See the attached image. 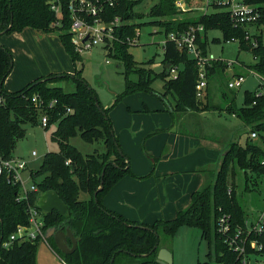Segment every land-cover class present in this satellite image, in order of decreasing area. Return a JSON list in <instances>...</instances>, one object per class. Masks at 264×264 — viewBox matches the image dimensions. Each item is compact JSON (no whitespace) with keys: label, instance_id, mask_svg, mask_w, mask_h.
Instances as JSON below:
<instances>
[{"label":"trees","instance_id":"trees-1","mask_svg":"<svg viewBox=\"0 0 264 264\" xmlns=\"http://www.w3.org/2000/svg\"><path fill=\"white\" fill-rule=\"evenodd\" d=\"M193 1V0H192ZM188 0L189 5L193 4ZM197 2V0H194ZM176 0H159L149 16L160 21L153 22L164 29L167 37L172 32H184L190 27L203 25L205 33L199 37L198 44L204 57L209 56L204 39L209 30H220L226 41L239 40L241 49H254L260 63L252 68L264 75V7L262 17L254 25L259 34L247 39L250 28L235 26L229 14L223 10L202 14L197 18L177 16L182 11L175 6ZM250 3H264V0H249ZM140 1L120 0L119 5L110 10V16L117 15L130 21L120 32L121 41L115 42L110 57L122 62L125 76V90L118 95L114 106L122 97L134 92L145 91L154 93L151 87L155 80L152 69L138 65L129 53L130 45L126 39L134 38L139 25L131 21L141 19V15L134 13V7ZM218 10V9H216ZM55 15L49 10L46 0H0V37L15 31L33 29L44 33L58 32L60 40L71 56L74 64L81 56L75 53L68 33L69 25L58 30L52 27ZM256 44V45H255ZM165 72L158 76L164 82V95H171L175 100V109L172 112H205L211 110L209 102L197 98L196 85L198 81L197 62L189 54L180 51L174 42L164 45ZM170 67L167 68V65ZM180 66L177 79H166L169 69ZM13 56L11 52L0 47V93L6 97V105L0 107V157L11 159L19 140L25 136L23 125L27 123L40 124V113L35 108L32 99L39 95L46 102L57 100V105L49 112L48 128L57 125L52 134V140L60 145L59 152L48 153L40 169L31 173L35 180L42 177L37 193L29 196V201L17 200L19 187L8 182L6 177H0V264H37L38 244L35 242L19 243L5 248L3 244L20 225L29 224L28 205L35 206L42 193L56 192L67 205L68 212L61 215L56 211L44 212L45 233L48 229H70L76 238H80L77 250L71 255H65L57 249L54 239H48L51 248L60 255L64 264H158L157 256L161 246L160 234L174 236L177 230L184 225L197 228L202 237L208 242L209 253L207 261L198 264H242L236 254L229 250L225 238L219 233L218 222L223 216H229L233 229L243 227L246 222L244 212L237 202L232 190L227 184V175L231 164L237 163L242 170H251L257 174L264 173V149L248 138L244 146L231 143L221 153L218 170L211 175V180L200 190L191 195L190 206L177 213L173 220H160L153 225L131 222L121 215L111 212L104 206L105 196L125 177L134 176L130 168V159L122 151L118 139L112 130L108 111L103 109L96 91L81 77L80 73L74 76L58 77L49 75L41 77L16 93H7L4 83L13 70ZM228 64L223 61H213L207 67V78L218 71H224ZM131 76L136 79L131 80ZM63 78H72L75 91L66 92L64 88L52 86V83ZM47 79V81H43ZM41 81V82H40ZM207 93V92H206ZM97 102L100 108H98ZM72 110L71 113L67 109ZM212 109H214L212 107ZM233 113L242 123L256 132L258 138L264 141V95L248 94L245 106L235 110L234 102L225 108ZM103 112L106 115H103ZM81 136L88 141H103L107 152L96 153L87 157L68 142L70 137ZM121 152H119V150ZM67 162L69 164L67 165ZM104 176L102 177V173ZM205 173L204 171H201ZM103 182V190L95 193ZM89 195V199L80 200V194ZM141 227H149L144 230ZM71 246V241L69 240ZM263 248L258 252L264 260ZM147 255V256H141ZM113 259V262L111 263Z\"/></svg>","mask_w":264,"mask_h":264},{"label":"rangeland","instance_id":"rangeland-1","mask_svg":"<svg viewBox=\"0 0 264 264\" xmlns=\"http://www.w3.org/2000/svg\"><path fill=\"white\" fill-rule=\"evenodd\" d=\"M140 1V0H130ZM159 0H141V3L134 7V13L141 15V19H135L131 22L139 25L140 38L136 44H132L129 53L133 56L138 65H144L147 69H152V76L155 79L151 85L154 93L145 91L134 92L128 96H124L114 106L118 95L125 90L124 67L119 60L109 57L104 46L95 47L91 52L82 55L78 62L74 64L71 56L63 46L58 32L50 34L38 32L33 29H24L23 31H15L9 35L0 37L1 46L7 48L13 56V70L4 83V90L7 93H16L21 91L26 85L32 82L39 74H50L54 76H74L80 73L84 79L93 88L99 98L103 109L108 111V117L111 121L112 130L123 151V145L126 141H131L129 149L130 168L134 173V166H142L136 159L138 155L137 144H135V132L143 127V124L154 126L155 128L149 135L144 136L139 141L140 151L146 156V142L153 138H165V143L171 137L184 136L189 140L188 149L195 150L197 147L203 150L197 153L196 150L187 160L194 164L204 159V163L210 167H204L206 181L211 180V175L218 170L214 167L218 164L220 153L219 146L213 141L219 142L224 148L231 143H238L244 146L250 137V129H248L240 119L233 116V113L227 112L225 108L234 102L235 110L245 106L248 94L255 93L264 95V77H259L253 71L256 65L260 63L259 57L254 49H241L239 40L226 41L220 30H209L206 33L204 42L210 59L215 61H223L228 64V68L224 71L209 77V90L201 101L209 102L211 110L201 112H172L175 109V100L171 95L163 96L165 82L158 78L164 72V29L157 26L153 22L160 21L149 16L151 8L158 3ZM187 12L177 16L178 20L185 16L197 18L205 14V2L192 1ZM215 8H209L206 13L219 11ZM259 34V30L252 27L250 35ZM181 68V67H180ZM178 74V73H177ZM242 75L245 82L239 89H230L228 83L235 76ZM49 76V75H48ZM46 76V77H48ZM131 80L136 77L131 76ZM169 80L170 76H166ZM53 86L62 87L66 92L75 91V84L72 78L59 79L52 83ZM212 107L214 109H212ZM192 114V115H190ZM129 120V125L134 126L138 123L139 128L134 130H119V122ZM162 125V127H161ZM121 126V125H120ZM25 136L17 143L14 157L22 158L28 162V170L23 173L26 185L34 182L39 183L42 177L37 179L31 178V173L38 171L43 163L45 156L51 152H59L60 145L52 140V134L56 131L57 125H52L46 129L41 124L27 123L23 125ZM123 132V133H122ZM173 135V136H171ZM149 136V137H148ZM168 138V140H167ZM251 139V138H250ZM253 143L260 145L264 149V141L262 139H251ZM69 144L76 148L83 157L94 155L96 153L103 154L107 152V147L103 141L95 142L85 140L78 130L77 136L70 137ZM206 150V151H205ZM35 151L37 156L33 157L32 152ZM124 152V151H123ZM162 156L157 159L163 160V163L169 161L165 157L170 155V147H165ZM155 159V160H156ZM177 157L174 158L176 160ZM264 161V156L262 158ZM149 174L144 179L161 178V173L156 174L157 164H153ZM200 166V165H199ZM206 166V165H205ZM207 168V169H206ZM175 171H178L175 169ZM203 173V172H199ZM190 175L191 172L184 175ZM134 175V174H133ZM174 175H183L182 173ZM186 175V176H188ZM171 173H167L169 178ZM135 178L134 176H132ZM188 178V177H187ZM143 180L142 178H135ZM189 179V178H188ZM187 179V180H188ZM227 184L234 190L238 204L242 208L246 221L255 222L264 211V173L257 174L251 170L244 171L237 164H231L227 175ZM166 182L161 187V192L165 196ZM184 198L182 205L187 209L191 204L190 196H181ZM89 199V195L80 194V200ZM166 200V197H165ZM180 210V211H182ZM177 216V209H171L170 215ZM165 219V220H173ZM156 222V221H155ZM153 222V224L155 223ZM151 224V225H153ZM161 246L168 247L174 256V264H198L207 261L209 253L208 242L203 239L199 229L187 225L181 226L174 236H165L160 234ZM49 242L42 241L38 244L37 264H64L57 251L51 249ZM260 264H264V260L260 259ZM211 264H217L212 262Z\"/></svg>","mask_w":264,"mask_h":264},{"label":"built area","instance_id":"built-area-1","mask_svg":"<svg viewBox=\"0 0 264 264\" xmlns=\"http://www.w3.org/2000/svg\"><path fill=\"white\" fill-rule=\"evenodd\" d=\"M205 2V14L209 8L221 9L229 14L232 23L235 26H246L250 28L247 39L251 38L250 30L255 28V24L262 17V8L264 3H250L249 0H197ZM120 0H46L49 10L55 15V23L52 25L55 29H62L65 24L69 25L68 33L70 35L71 45L76 54L82 55L91 52L95 47L104 46L107 55L110 57L114 53L113 47L115 42L121 41L120 32L130 24V21L124 20L123 17L117 15L110 16V10L116 8ZM183 0H176L175 6L182 12H187L188 8ZM205 33L203 25L190 27L184 32H172L165 42H174L180 51L187 52L190 58L197 62L198 81L196 85L197 98L202 99L208 88L207 67L215 61L208 56L202 55L198 44L199 37ZM140 32L136 29L134 38H127L126 42L130 46L136 44L140 38ZM121 38V39H120ZM123 40V39H122ZM256 45V44H255ZM180 66H174L169 69L170 79H177ZM254 71V70H253ZM256 72V71H255ZM259 77H264L259 73H255ZM245 82L242 75L235 76L228 86L230 89H239ZM6 97L0 93V107L6 105ZM35 108L40 113V124L47 128L49 123V112H52L57 100L46 102L39 95H35L32 99ZM71 113L70 108L67 109ZM251 139H257L256 132L250 133ZM32 156H37L35 151ZM69 162H67V165ZM28 170V162L24 159L13 157L11 159H3L0 157V177H6L8 182L19 187L17 200L29 201L32 193L38 192L35 183L26 185L23 173ZM32 178V177H31ZM44 211L35 206L28 205L29 224L20 225L10 238L4 242L3 247L8 248L15 242L26 243L35 242L37 240L47 241L44 230ZM218 231L225 238L229 250L236 254L242 264H260V256L257 255L262 250L264 240V211L255 222H245L243 227L233 229L230 217L223 216L218 222ZM49 245V244H48ZM51 248V246L49 245ZM52 249V248H51ZM63 262V261H62ZM64 263V262H63Z\"/></svg>","mask_w":264,"mask_h":264},{"label":"crops","instance_id":"crops-1","mask_svg":"<svg viewBox=\"0 0 264 264\" xmlns=\"http://www.w3.org/2000/svg\"><path fill=\"white\" fill-rule=\"evenodd\" d=\"M30 29V28H29ZM37 31V30H35ZM42 32V31H38ZM50 75V74H48ZM46 74H39L33 80H37L41 77L48 76ZM32 81V82H33ZM31 83V82H30ZM28 85L29 83H25L24 85ZM26 85V86H27ZM53 86V85H52ZM25 88V87H24ZM208 90H209V82H208ZM191 113V112H190ZM204 114V112H201ZM192 115V114H190ZM234 116V115H233ZM236 117V116H234ZM237 118V117H236ZM129 120L119 122V130L124 131L127 129L134 130L138 129L139 125L135 122L134 126H130ZM121 125V126H120ZM154 126L146 127V124H143V127L139 128L135 135L139 139L136 138L134 141L137 144L138 155L136 159L142 163V166H134V177L135 178H142L143 180H136L132 176H127L123 178L104 198V206L111 212L117 213L124 217L125 219L145 225H151L153 222H157L160 220L165 219H173L175 216L170 215L171 209L176 208L177 213L184 209L181 206L186 205L184 203V198L181 196H190L197 190H200L203 185L206 183V177L204 173H199L200 170L204 169L207 166L204 163V159L200 160L199 156L198 163L194 164L187 159L194 154L193 152L196 150L197 153L202 152L203 147L196 148L195 150L188 149L189 140L187 137L184 136H177L171 137L167 143H165V138H153L150 141L146 142L145 151L146 156L140 151L139 141L141 138L146 135H149L151 131L155 128ZM162 127V125H161ZM123 133V132H122ZM149 137V136H148ZM168 140V138H167ZM138 142V143H137ZM218 144L219 146V153L220 158L219 162L216 166V169L219 166L221 153L224 149L223 146H220L219 142L213 141ZM131 141H126L123 145L124 153L129 157V149ZM170 147V155L165 157V160L169 159V161L163 163V160H159L157 162L158 155L159 157L162 156L161 152L165 147ZM206 151V150H205ZM177 157L176 160L174 158ZM22 159V158H20ZM156 159V160H155ZM153 164H157L156 174L161 173V178L159 179L156 177L153 179L147 178L144 179V176L149 174ZM200 165V166H199ZM206 165V166H205ZM177 169L178 171H175ZM207 169V168H206ZM170 172L171 176L168 178L167 173ZM191 172L192 174L186 176L185 173ZM175 173L183 175H174ZM189 179H188V178ZM188 179V180H187ZM166 182L165 186V196H163L161 192V187L163 183ZM166 197V200H165ZM162 248L169 250L171 253L172 251L168 249V247L162 246ZM174 259V256H173Z\"/></svg>","mask_w":264,"mask_h":264},{"label":"water","instance_id":"water-1","mask_svg":"<svg viewBox=\"0 0 264 264\" xmlns=\"http://www.w3.org/2000/svg\"><path fill=\"white\" fill-rule=\"evenodd\" d=\"M1 47V44H0ZM170 67V64L167 65V68ZM64 77V76H59ZM43 81H47V79H44ZM41 82V81H40ZM98 108L102 111V109L99 106V103L97 102ZM103 115H106L103 112ZM119 152L120 149H118ZM104 176V172L102 173V177ZM103 190V182L101 183L100 188L95 193V196L98 194V192ZM37 207L40 208L42 211L46 213H52L53 211L58 212L61 215H66L68 212L67 205L62 201L60 196L54 192V191H47L45 193H42L37 201ZM144 230L150 229L149 227H141ZM54 239V242L57 246V249L61 251L65 255H71L73 254L78 247V243L80 241V238H76L74 233L70 230H57L56 227L50 228L47 231L46 239ZM71 241V246L69 245L68 241ZM141 256H147V255H141ZM157 263L158 264H174L173 254L164 248H161L158 252L157 256ZM113 262V259L111 263Z\"/></svg>","mask_w":264,"mask_h":264},{"label":"flooded vegetation","instance_id":"flooded-vegetation-1","mask_svg":"<svg viewBox=\"0 0 264 264\" xmlns=\"http://www.w3.org/2000/svg\"><path fill=\"white\" fill-rule=\"evenodd\" d=\"M56 229H57V230H64V231H65V229H64V228H62V227H61V228H56Z\"/></svg>","mask_w":264,"mask_h":264}]
</instances>
